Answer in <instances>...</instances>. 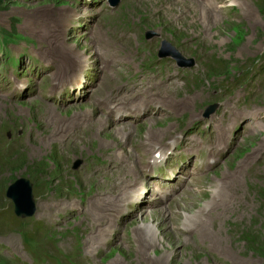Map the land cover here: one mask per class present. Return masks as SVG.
Returning <instances> with one entry per match:
<instances>
[{
    "label": "rangeland",
    "instance_id": "rangeland-1",
    "mask_svg": "<svg viewBox=\"0 0 264 264\" xmlns=\"http://www.w3.org/2000/svg\"><path fill=\"white\" fill-rule=\"evenodd\" d=\"M77 1L0 0V264H81L95 220L87 206L102 224L90 243L99 254L85 264H264V0H203L212 18L202 1ZM105 8L131 24L106 20ZM123 29L122 42L114 35ZM158 49L192 66L159 58ZM108 51L128 54L109 77ZM127 100L149 114L108 115L109 104ZM125 125L128 134L119 131ZM216 135L222 150L207 155ZM191 139L200 148L187 153L181 144L190 149ZM163 152L161 165L149 163ZM94 159L121 172L98 183L112 193L100 210L96 180L85 181ZM184 168L196 173L187 182ZM19 180L35 201L26 218L6 196ZM158 189L170 195L156 199ZM162 209L166 218L151 216Z\"/></svg>",
    "mask_w": 264,
    "mask_h": 264
},
{
    "label": "bare ground",
    "instance_id": "bare-ground-1",
    "mask_svg": "<svg viewBox=\"0 0 264 264\" xmlns=\"http://www.w3.org/2000/svg\"><path fill=\"white\" fill-rule=\"evenodd\" d=\"M200 1H202L203 2V8H205L206 10L208 9L207 7H206V4L205 3H211V2H206V1H203V0H194V2H196V3H198V4H201V2ZM207 11H209L208 13L210 14L209 16H210V18H212L211 17V11H210V9H208ZM121 24H122V22H121ZM99 33H101L102 34V32H99ZM55 37H57V36H55ZM100 38H102V35H100ZM56 39V38H55ZM128 40H129V38H128ZM73 55V54H72ZM71 54H70V56H72ZM106 55H108V57H106V63L107 64H110V66H108L106 69L104 68V65H103V69L105 70V74H106V76H111V75H114L115 74V72H116V69H117V66H118V63L120 62V60H118V58L119 57H121V56H125L126 57V55L128 56V54H126V53H122L121 55H116L115 54V51L114 52H110V51H108L107 52V54ZM74 56V55H73ZM72 56V57H73ZM71 58V57H70ZM74 59H75V56L73 57ZM96 58H99V52H97L96 53ZM73 59V60H74ZM81 59V58H80ZM120 59V58H119ZM70 61H72V60H70ZM82 61L81 60H78V61H73L72 62V64H71V66H73L74 67V65L75 64H79V63H81ZM85 62V61H84ZM104 63V62H103ZM83 64H85V63H83ZM83 64H81V65H83ZM80 67V66H79ZM112 67V68H111ZM72 68V67H71ZM76 70V69H75ZM66 72V71H65ZM75 73H77V72H75ZM96 74V73H95ZM97 76L95 75V78H96ZM134 82V81H133ZM100 83V82H99ZM135 83H138V82H135ZM98 86V85H97ZM103 88L104 87H101V88H98V92H102V90H103ZM96 89H97V87H96ZM94 95H95V99H96V101L100 104V94H97V92H94ZM93 95V96H94ZM107 97V96H106ZM105 97V98H106ZM137 101V100H136ZM103 102V101H102ZM104 103V102H103ZM106 103V102H105ZM108 104V103H107ZM106 104V105H107ZM254 105V104H253ZM136 108H138V107H136ZM136 108H133L132 107V105L131 104H128V105H126L124 102L123 103H121V102H116V101H114L113 103H111V104H109L108 106H107V109H106V111H108V110H113L114 112H112L111 111V113H109L108 115H114L115 113H116V109H117V112L118 113H120L121 111H124V112H126V114H124L126 117H130V113H127V112H129L130 110H132V111H136L137 109ZM230 108H234V107H230ZM229 108V109H230ZM234 109H237V108H234ZM149 108H147V109H145V110H143L142 112H144L145 114H149ZM160 110V109H159ZM228 111V110H227ZM78 113V112H77ZM118 113H116V114H118ZM87 114V113H86ZM87 116V115H86ZM132 116H135V115H132ZM227 117H228V113H227ZM86 118V117H85ZM249 121H250V118H249ZM218 123H222L224 126H227L226 124H224V121L223 120H221V121H217ZM248 124H249V122H248ZM218 126V125H217ZM130 126H128L127 127V125H125L123 128H119V131H127V133L126 134H128V132L129 131H131L130 129L131 128H129ZM217 128V127H216ZM247 128V127H246ZM245 128V129H246ZM59 130V129H58ZM228 134V133H227ZM123 136V135H122ZM184 138H188L187 136H183ZM180 142H181V139L179 140V144H180ZM191 142L193 143V142H195V141H193L192 139H191ZM175 143V141H172L171 142V144L173 145ZM73 144V143H72ZM182 145V144H181ZM220 144H219V142L217 141V135H216V138H215V140H214V142H213V144H212V148H211V150H217V149H219V146ZM183 146V145H182ZM190 149H192L193 147H194V145L193 144H190ZM189 148H187V150H188ZM141 152H142V154H141V156H144V155H148V154H150V150L149 149H147L146 147H144V146H142L141 147ZM159 156H160V154H159ZM159 156L158 157H155L154 159H151V162H153V163H156L155 161L159 158ZM109 159V158H108ZM93 161V163H92V171H90V174H86L85 176V181L87 182V183H91V182H94L95 180H96V186H97V188L96 189H98V193H96L95 192V198L93 199V201H92V205H95L97 208H99V210L100 209H105L106 207H108L109 206V202H107V198L108 197H110L111 198V194L112 193H109V192H105V190L103 189V187H104V185L105 184H98V183H105L106 182V180H111V182H113V180L111 179V177H114V175L116 174V171H118L119 173H121L120 172V170H118V168H116L117 170L115 171V169L113 168V164H111V163H107V162H105V161H103V160H101V159H94V160H92ZM133 161H135V160H133ZM129 163V162H128ZM109 164V165H108ZM147 166V165H146ZM143 167H145V166H143ZM122 168H123V170L125 171L124 173H126V174H128L129 175V172L130 171H132V170H135L136 171V168H135V165L133 164V163H129V166H126V165H122ZM87 172H89V171H87ZM137 173V172H136ZM138 175V174H137ZM106 177H108V178H106ZM234 178V177H233ZM137 182H141V179H140V176L138 175V180H137ZM85 183V182H84ZM86 184V183H85ZM92 184V183H91ZM125 185H127L126 186V188H124L125 189V191H124V194H123V196H126V197H128V198H130V202H131V198L133 197V195H134V192H132V193H129L128 191H127V189L128 188H130V186L131 185H133V184H135V183H133V182H131V181H127V182H125L124 183ZM234 185V184H233ZM90 186V185H89ZM143 186H144V183H143ZM226 186V185H225ZM124 187V186H123ZM95 189V190H96ZM122 189V188H121ZM123 189V190H124ZM192 189H194V188H192ZM191 189V190H192ZM200 189V188H199ZM136 190V189H135ZM225 190V189H224ZM91 191V190H90ZM144 191H146V188L144 189ZM199 191H201L202 192V190H199ZM227 192V191H226ZM232 193V192H231ZM114 194H118V193H114ZM190 194H192V192L190 191ZM228 194V193H227ZM196 196L197 195H195L194 197H193V199L192 200H195V198H196ZM178 197H179V195L178 194H176L175 196H173V200H175V199H178ZM238 198V197H237ZM157 199V198H156ZM154 200L153 202L154 203H158V202H160V201H158V200ZM96 201V203H95V201ZM217 200V199H216ZM216 200H214V198H213V201H214V204H216V205H218V207L220 206V203L218 202V201H216ZM119 201V200H118ZM221 201V200H220ZM233 202V201H232ZM152 203V202H151ZM73 205H75V204H72V205H70V207H72ZM215 205V206H216ZM222 205H224V204H222ZM238 203L237 202H234V208H237L238 207ZM86 206H87V204H86ZM227 208L226 209H229V210H231L232 208H231V206H230V208H228V206H226ZM220 208V207H219ZM51 209H52V211H53V213L57 216V215H59L61 212V207L58 205V207H56V206H51ZM155 209H158V208H155ZM83 210H87V212H86V214L87 213H92V214H94V223H93V225L91 226V225H88V228L89 229H87V230H89V231H91V235H92V239H91V241L89 242L88 240H85L87 243H89V244H86L85 246H83L82 248H85V251H86V257H91V260H92V258H93V256H95V255H97V254H99V252L96 250V247L99 245V243H98V245H97V243H96V245L97 246H93V245H91V244H95V239L94 238H96V239H98L97 238V231H96V229H97V227H99L101 224H102V221H101V219L100 218H97V215L99 214V213H96V212H94L93 210H90L89 208H88V206H87V208H84ZM251 210H254V207L253 208H249V211L248 212H243L242 211V209L240 210V211H242L244 214H250V211ZM204 211V210H203ZM236 211H238L237 209H234V215L233 216H235V214H236ZM97 212H100V211H98L97 210ZM208 212V211H207ZM207 212H205V213H207ZM83 213V212H82ZM156 215H159V216H161V217H163V218H166V216H168V215H166V212L162 209V210H159L158 211V213H154V212H151V216H156ZM233 216L231 217V219L232 220H234L233 219ZM187 219V218H186ZM235 222H237V219H236V221ZM216 223V222H215ZM202 225V224H201ZM200 226V225H199ZM87 227V226H86ZM152 228V227H151ZM200 228V227H199ZM86 229V228H85ZM84 229V230H85ZM153 229V228H152ZM197 229V228H196ZM203 229L205 230V228L203 227ZM192 230V229H191ZM207 230V229H206ZM99 231V230H98ZM201 231H203V230H201ZM99 233V232H98ZM154 234V233H153ZM88 235H90V234H88ZM90 235V236H91ZM201 235V234H200ZM91 243V244H90ZM83 244H84V242H83ZM66 245V244H65ZM96 250V251H95ZM84 258L83 257V254L82 255H80L79 256V260L81 261V264H85V262H86V260L87 259H90V258Z\"/></svg>",
    "mask_w": 264,
    "mask_h": 264
},
{
    "label": "water",
    "instance_id": "water-1",
    "mask_svg": "<svg viewBox=\"0 0 264 264\" xmlns=\"http://www.w3.org/2000/svg\"><path fill=\"white\" fill-rule=\"evenodd\" d=\"M152 35L154 34L148 35L147 37H151ZM172 53L170 51L167 52L162 50V52H160V55L172 54L174 57H176L178 64L180 65L188 64V66L192 65V63H190L189 61L180 60V58L178 59L177 56L175 55L176 52L175 53L172 52ZM215 106L216 105H209L204 111V116L208 115L215 108ZM79 164L80 161L76 160L75 163L73 164V168H77ZM21 181L19 180L18 182L13 183V185H11L7 189L6 196L13 202V206H14L13 210L16 216L28 217L35 212V201L34 198L32 197L31 184L28 183V181H25L23 183Z\"/></svg>",
    "mask_w": 264,
    "mask_h": 264
}]
</instances>
